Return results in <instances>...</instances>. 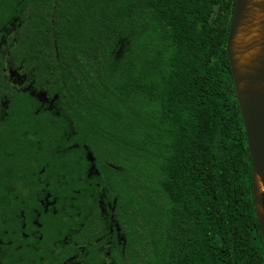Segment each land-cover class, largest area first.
I'll return each instance as SVG.
<instances>
[{"label": "trees", "instance_id": "obj_1", "mask_svg": "<svg viewBox=\"0 0 264 264\" xmlns=\"http://www.w3.org/2000/svg\"><path fill=\"white\" fill-rule=\"evenodd\" d=\"M234 3L0 0V264H264Z\"/></svg>", "mask_w": 264, "mask_h": 264}, {"label": "water", "instance_id": "obj_2", "mask_svg": "<svg viewBox=\"0 0 264 264\" xmlns=\"http://www.w3.org/2000/svg\"><path fill=\"white\" fill-rule=\"evenodd\" d=\"M226 52L251 158L253 203L264 243V0H235Z\"/></svg>", "mask_w": 264, "mask_h": 264}, {"label": "bare ground", "instance_id": "obj_3", "mask_svg": "<svg viewBox=\"0 0 264 264\" xmlns=\"http://www.w3.org/2000/svg\"><path fill=\"white\" fill-rule=\"evenodd\" d=\"M258 184H259V186H260V188H261V182L258 180Z\"/></svg>", "mask_w": 264, "mask_h": 264}, {"label": "flooded vegetation", "instance_id": "obj_4", "mask_svg": "<svg viewBox=\"0 0 264 264\" xmlns=\"http://www.w3.org/2000/svg\"><path fill=\"white\" fill-rule=\"evenodd\" d=\"M47 195H48V194H47ZM47 197H49V195H48ZM46 200H47V199H46ZM48 203H49V202L47 201L46 204H48Z\"/></svg>", "mask_w": 264, "mask_h": 264}, {"label": "rangeland", "instance_id": "obj_5", "mask_svg": "<svg viewBox=\"0 0 264 264\" xmlns=\"http://www.w3.org/2000/svg\"><path fill=\"white\" fill-rule=\"evenodd\" d=\"M10 162V161H9ZM12 163V162H11Z\"/></svg>", "mask_w": 264, "mask_h": 264}]
</instances>
